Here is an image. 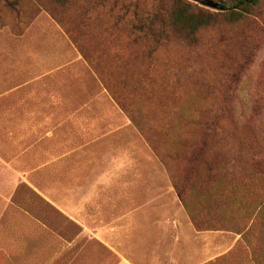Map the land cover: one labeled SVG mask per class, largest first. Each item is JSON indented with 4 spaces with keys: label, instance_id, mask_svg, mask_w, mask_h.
Listing matches in <instances>:
<instances>
[{
    "label": "rangeland",
    "instance_id": "rangeland-1",
    "mask_svg": "<svg viewBox=\"0 0 264 264\" xmlns=\"http://www.w3.org/2000/svg\"><path fill=\"white\" fill-rule=\"evenodd\" d=\"M213 1L0 0V31L63 54L48 72L75 88L31 128L45 146L0 161V264H170L172 239L182 264L183 225L205 264H264V0ZM71 165L100 173L77 191Z\"/></svg>",
    "mask_w": 264,
    "mask_h": 264
},
{
    "label": "crops",
    "instance_id": "crops-1",
    "mask_svg": "<svg viewBox=\"0 0 264 264\" xmlns=\"http://www.w3.org/2000/svg\"><path fill=\"white\" fill-rule=\"evenodd\" d=\"M28 34L23 33L20 36L11 37L7 31H0V161L8 166V168H12L10 166L12 164L11 159L20 156L18 152L22 150L25 144L31 143V141L36 139V141L41 142V145H46L51 137H33L36 133L31 132V128L40 123V121H43L44 117L48 115L52 117L58 115L57 110L60 103L57 105L56 92L66 91L69 93L75 90L74 87L69 86L68 81L61 79L56 81L52 77V73L48 72L57 68L63 59H65V56L54 52V50L47 52L45 48L47 44L45 45L41 39L28 37ZM51 81L54 83L47 88L48 82ZM55 83L61 86L57 87ZM89 91L91 93L94 89L91 88ZM59 138L55 137V140L61 145ZM26 151L29 153L31 147L26 148L24 152ZM77 152V150H73L69 154H60L59 159L71 156L76 157L77 155L75 154H78ZM23 155L25 154L23 153ZM118 157L126 158L128 154L121 155L120 153ZM59 166L63 167L62 160L56 159L54 169ZM126 166L127 163H122L120 170H124ZM89 168H93L91 172L92 176L100 173L99 169L90 166L77 167L76 165H71L65 168V174H72L71 182L73 188L77 191L86 189L87 183L92 179V176L83 178L80 176L82 172H87L86 169ZM61 170L64 173L63 168ZM101 174L104 175V173ZM74 219L78 218L75 217ZM183 226L182 238L189 240V242L185 241L182 247V264L207 263V251L205 248L201 249L200 246L201 242H205L206 235L203 236L201 232H194L190 228V225ZM103 228L105 229V227ZM103 235L104 237L106 236L105 234ZM174 237L172 235V238ZM192 241L198 242V248L194 252H192V244H190ZM176 244L177 242L172 239L170 244V247L172 245V248H170V264L175 262V251L179 250ZM90 253H92V258H94V252L91 251ZM78 264L95 263L93 259L91 262L83 259Z\"/></svg>",
    "mask_w": 264,
    "mask_h": 264
},
{
    "label": "trees",
    "instance_id": "trees-1",
    "mask_svg": "<svg viewBox=\"0 0 264 264\" xmlns=\"http://www.w3.org/2000/svg\"><path fill=\"white\" fill-rule=\"evenodd\" d=\"M209 1L210 2L212 1L214 3L210 8L217 10H224L221 4L213 0H209ZM237 1L238 3H243V2H253L254 0H237ZM205 8L207 9L208 7ZM174 20L176 21L177 25L183 26L185 28H188L190 31H192V29L195 28L197 25H200L201 23L205 22V17L200 15L189 14L187 12V7H183L182 9H178L175 11Z\"/></svg>",
    "mask_w": 264,
    "mask_h": 264
}]
</instances>
